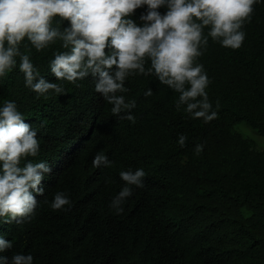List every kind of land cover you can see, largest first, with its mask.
<instances>
[{
	"label": "trees",
	"instance_id": "1",
	"mask_svg": "<svg viewBox=\"0 0 264 264\" xmlns=\"http://www.w3.org/2000/svg\"><path fill=\"white\" fill-rule=\"evenodd\" d=\"M253 8L239 49L209 37L197 59L217 113L207 123L185 106L177 110L179 93L155 75L126 81L134 123L111 112L91 74L60 82L63 95L38 97L25 86L17 57L0 77V105L15 101L37 129L40 152L29 159L46 161L51 172L30 216L0 221V235L13 243L4 255L31 254L34 264H264V141H257L264 138V3ZM145 11L130 18L139 25ZM57 21L61 30L69 26L58 17L53 26ZM20 51L46 81L58 82L50 62L65 51L60 41L37 52L25 40ZM179 134L187 136L184 147ZM196 145H203L199 154ZM100 151L111 167H93ZM137 168L146 173L144 187H134L116 214L109 204L123 187L119 173ZM58 191L71 201L67 211L51 208Z\"/></svg>",
	"mask_w": 264,
	"mask_h": 264
},
{
	"label": "clouds",
	"instance_id": "2",
	"mask_svg": "<svg viewBox=\"0 0 264 264\" xmlns=\"http://www.w3.org/2000/svg\"><path fill=\"white\" fill-rule=\"evenodd\" d=\"M264 0H0V77L17 66L25 86L38 97L63 95L60 82L75 84L90 74L95 91L110 105L111 112L135 122V100H126V81L136 75H155L163 85L179 93L177 110L184 107L193 119L212 121L206 89L210 84L204 66L197 62L208 45L209 37L224 48L239 49L251 20L253 6ZM146 6L141 24L130 17ZM166 8L161 14L158 9ZM69 21L61 30L54 18ZM207 28V35L204 29ZM27 41L40 52L57 41L65 51L54 54L50 71L58 82L46 81L30 56L20 51ZM105 49H108L106 53ZM152 95L148 89L145 96ZM218 104V102H217ZM37 129L25 122L15 101L0 105V221H18L30 216L38 206L36 196L44 195L42 180L51 172L46 161L33 162L40 152ZM187 136L179 134L184 147ZM203 145L195 146V153ZM93 167L112 166L103 151L92 160ZM124 182L112 198L109 208L116 214L133 195V188L144 187L143 168L119 173ZM68 206V207H65ZM71 201L58 191L51 202L53 210L67 211ZM12 241L0 235V264H34L31 254L4 255Z\"/></svg>",
	"mask_w": 264,
	"mask_h": 264
},
{
	"label": "rangeland",
	"instance_id": "3",
	"mask_svg": "<svg viewBox=\"0 0 264 264\" xmlns=\"http://www.w3.org/2000/svg\"><path fill=\"white\" fill-rule=\"evenodd\" d=\"M264 141V138H262V137H257V141L259 142V141Z\"/></svg>",
	"mask_w": 264,
	"mask_h": 264
}]
</instances>
